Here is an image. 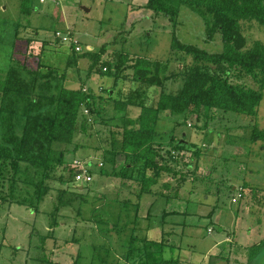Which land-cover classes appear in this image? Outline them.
Instances as JSON below:
<instances>
[{"label": "rangeland", "instance_id": "374dc122", "mask_svg": "<svg viewBox=\"0 0 264 264\" xmlns=\"http://www.w3.org/2000/svg\"><path fill=\"white\" fill-rule=\"evenodd\" d=\"M22 2L0 0V68L8 66L14 50L17 57H22L29 47L40 52L42 46L45 59L66 68L73 47L61 39L56 43L59 30L73 38L80 53L94 54L104 46V54L113 63L122 51L171 59L172 75L166 89L175 92L182 86L183 74L178 69L182 65L177 54L172 53L174 35L210 52L223 49L221 34L207 41L204 20L185 4L180 5L178 23L174 24L168 16L146 7L147 0H31V14L24 12ZM247 33L250 41H264V26L257 22H252ZM91 64L89 56L79 59L69 72L73 80H68L67 86L84 85L96 97H107V90L114 89L116 79L119 82L113 91L115 95L137 85L131 73L126 77L108 75L109 70L102 66L90 71ZM241 82L258 88L250 75ZM146 91L155 99L160 88ZM122 114L115 110L113 101H106L102 114L93 123L95 132L90 135L79 127L74 141L67 144L68 162L76 164L84 159L91 163L89 182L77 177L72 183L55 181L36 206L15 202L0 207V264L124 263L133 234L131 220L135 217L139 186L121 172L123 155L117 156L115 164L105 156V138L111 124L119 122ZM256 121L264 128V96ZM252 122L245 114L208 108L192 115H163L157 130L166 144L169 134L175 133L192 144L204 143V151L193 170L184 164L193 160L197 147L178 149L181 157L175 165L188 181L180 190L182 197L166 203L168 210L178 211L164 218L165 206L159 204L150 211V217L138 218L136 233L154 240L167 238L172 245H167L166 256L179 257L182 264H264V142L252 140ZM78 143L79 149L75 148ZM103 167L107 174L101 173ZM23 170L22 180L26 175L39 179L33 168L23 164ZM77 172L82 174L80 168ZM241 185L245 186L244 197ZM27 188L34 192L33 186L23 182L21 193ZM59 188L68 190L70 196L71 192H77V196L82 192L87 200L76 197L71 205L53 215L59 204ZM125 200H131L129 209L120 203ZM140 202L141 215L151 199L143 196ZM158 226L169 232L158 236ZM250 257L253 260L249 263Z\"/></svg>", "mask_w": 264, "mask_h": 264}, {"label": "trees", "instance_id": "16d2710c", "mask_svg": "<svg viewBox=\"0 0 264 264\" xmlns=\"http://www.w3.org/2000/svg\"><path fill=\"white\" fill-rule=\"evenodd\" d=\"M30 3L31 0L22 2L27 14L33 10ZM181 4L189 6L202 17L207 41H213L217 34H221L223 49L210 52L182 42L174 35L172 53L177 54L182 65L178 69L183 74L182 86L175 92L166 89L172 75L169 70L171 59L122 51L113 63L104 54V46L99 52L90 54L80 53L76 49L77 44L71 43L73 55L69 57L66 68H60L45 59L43 46L40 52L29 47L22 57H17L14 50L8 66L0 68V207L15 202L36 206L53 188L52 182H75L77 169L81 166L66 160L67 144L74 141L79 127L90 135L95 132L93 123L102 114L106 101H113L115 110L123 114L119 122L111 124L105 138V156L109 157L111 164L116 163L117 156H124L121 172L139 186V199L143 196L151 199L147 211L143 210L145 217H150V211L161 203V207L165 206L162 217L178 211L166 208L168 201L182 197L180 190L188 181L187 175L175 165L181 157L177 154L181 151L178 149L189 145L197 147L193 160L184 164L193 170L204 151L201 150L204 143L192 144L185 136L175 133L169 134L166 144L165 137L157 130L163 115H192L202 108L245 114L253 121L252 140L264 142V128L256 121L264 96V41H250L247 33L253 21L264 26V0H147L146 7L158 15L168 16L177 24ZM60 42L57 39L56 43ZM88 56L92 59L90 71L102 66L109 70L108 75L122 74L126 77L131 73L137 85L128 91L119 90L115 95L113 91L119 82L116 79L114 89L107 90V97H96L84 85L67 86V81L73 80L70 70L78 65L79 59ZM247 75L255 80L258 88L241 82ZM152 87L160 88L155 99H151L146 91ZM196 117L198 120L199 115ZM79 145L76 144L75 148L79 149ZM81 160L92 176L91 163ZM23 164L33 168L39 179L26 175L22 180L25 174ZM101 170L102 174H107L104 167ZM23 182L33 186L34 192L27 188L22 194ZM241 187V196L244 197L245 186ZM58 193L59 204L55 206L53 215L71 205L76 197L82 196L80 199L87 200L82 192L78 196L77 192H71L73 196H70L68 190L59 188ZM120 203L125 209L131 206V200ZM140 206L141 202L136 204L135 217L131 220L133 234L123 264H182L179 257L166 256L167 245H172L167 238L154 240L142 238L136 233V222L142 216ZM55 223L54 219L51 225ZM253 257H250L249 263Z\"/></svg>", "mask_w": 264, "mask_h": 264}, {"label": "built area", "instance_id": "2783aa9c", "mask_svg": "<svg viewBox=\"0 0 264 264\" xmlns=\"http://www.w3.org/2000/svg\"><path fill=\"white\" fill-rule=\"evenodd\" d=\"M56 37L61 39L64 42L73 43V38L68 36V35H65L62 31L58 30L56 32ZM77 49H80L78 45H77ZM104 69H107V68L105 67ZM76 164L81 166L80 170L82 171V174L79 173L80 175L77 173V175H76L77 180H81L84 178L86 181H90L92 179V176L89 173L88 166H86L83 161H77Z\"/></svg>", "mask_w": 264, "mask_h": 264}, {"label": "crops", "instance_id": "0c3cea01", "mask_svg": "<svg viewBox=\"0 0 264 264\" xmlns=\"http://www.w3.org/2000/svg\"><path fill=\"white\" fill-rule=\"evenodd\" d=\"M136 197H137V196H136ZM140 201H141V199L138 198V201H136L137 204L140 203ZM135 209H136V208H135ZM169 211H171V210H169ZM139 212H140V211H139ZM142 215L144 216V214H142ZM168 215L172 216V215H174V214H168ZM168 215H167V216H168ZM165 217H166V216H165ZM165 217H164V218H165ZM142 220H144V217H142ZM138 221H139V219H138ZM165 222H167L166 219L164 220V223H165ZM159 229H160L159 226L155 229V234H157L158 236H159V235H163V233L169 232V231H167V230H165V229H160V230H161V234H160ZM156 240H161V238H160V239H156ZM222 264H223V262H222Z\"/></svg>", "mask_w": 264, "mask_h": 264}, {"label": "water", "instance_id": "95a60500", "mask_svg": "<svg viewBox=\"0 0 264 264\" xmlns=\"http://www.w3.org/2000/svg\"><path fill=\"white\" fill-rule=\"evenodd\" d=\"M111 91H113V90H111Z\"/></svg>", "mask_w": 264, "mask_h": 264}]
</instances>
